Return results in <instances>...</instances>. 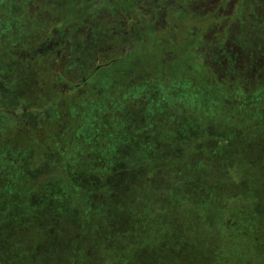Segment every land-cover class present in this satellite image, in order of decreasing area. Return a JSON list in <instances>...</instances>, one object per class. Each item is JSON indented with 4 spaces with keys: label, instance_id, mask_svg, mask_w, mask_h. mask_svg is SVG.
I'll use <instances>...</instances> for the list:
<instances>
[{
    "label": "rangeland",
    "instance_id": "1",
    "mask_svg": "<svg viewBox=\"0 0 264 264\" xmlns=\"http://www.w3.org/2000/svg\"><path fill=\"white\" fill-rule=\"evenodd\" d=\"M23 1L18 0L20 8L12 17L29 24L32 40L27 46L43 41L50 45L56 41L55 25L62 32L75 20L85 29L87 42L92 40L87 38L89 29V37L98 34L96 47L81 49L86 64L81 67L78 62L77 70L66 74L73 83L95 69L96 78L83 88L91 90L96 83L97 89L76 108L71 97H79L83 89H71L64 81L68 93L59 95L49 87L50 75L45 83L31 82L30 77L42 72L38 67L27 70L29 96L22 97L26 83L21 67L13 61L17 58H12V48L0 42V87L16 90L19 101H33L42 110L38 123L36 116L34 120L32 114L27 117L33 127L19 124L14 131L5 127L22 116L21 110L0 112V264H21L15 254L28 256L33 251L39 257L32 264H264V233L259 225L256 229L251 225L261 219L264 229V8L251 0H236L233 9L216 16L214 7H224L229 0H158L155 7L152 0H142L146 9L169 14L167 26L173 23L180 43L197 42L201 47L206 45L204 40L213 39L209 57L201 49L191 58H179L177 70L168 73L171 62L161 55L165 32L148 30L151 35H140L143 48L129 64L121 58L122 49L107 51V39L117 23L114 14L120 12L117 0H32L29 9ZM190 1L201 12L199 17L189 9ZM126 2L129 7L131 0ZM164 5L175 12L159 9ZM213 17H218L219 28L207 26L215 21ZM252 20L260 26L251 25ZM238 21L245 26L250 23L252 34L245 30L231 33L232 24ZM143 25L149 26V21ZM70 34V38L75 34L73 25ZM230 34L229 40L238 46L226 48L223 43ZM220 47L225 53L219 52ZM239 47L246 54L242 57L249 56L256 68L259 59L263 69L241 74L240 87L236 77H227L229 73L214 63L220 60L219 54H225L228 67H234ZM113 58V65L103 64ZM114 67L124 69L119 74L129 82L149 74L161 76L163 83L158 81L154 103L141 100V90H135V85L127 96L119 94ZM254 73H259L257 78ZM49 100L52 104L46 109L50 112L66 107L60 117L51 114L52 122L42 106ZM0 102L7 105L3 97ZM4 152L6 160L1 162ZM205 178L213 193L228 188L219 199L225 221L220 220L218 227L223 233V223L237 226L231 240L201 226L207 220L215 227L216 206L200 221L190 222L197 211L195 200L204 196L189 187ZM41 199L46 203L41 204ZM241 201L248 202L247 208ZM238 204L245 208L242 220ZM244 242L248 243L245 248Z\"/></svg>",
    "mask_w": 264,
    "mask_h": 264
},
{
    "label": "flooded vegetation",
    "instance_id": "2",
    "mask_svg": "<svg viewBox=\"0 0 264 264\" xmlns=\"http://www.w3.org/2000/svg\"><path fill=\"white\" fill-rule=\"evenodd\" d=\"M32 0H24L22 4H24L26 6V9H29V5L31 3ZM124 2V4H120V2ZM153 2H155L154 7L158 6L157 5V1L158 0H152ZM172 0H165V2L169 3ZM142 0H131V2L129 3L130 6L127 7V2L126 0H117L116 3L118 5V8L120 10V12H118V14H114V18L117 21L116 25H114L111 28V37L109 39H107V44L110 47L107 51H111L114 47L118 49L119 48L122 49V53L121 54V58L125 59V63L129 64V62L131 61V59L133 57H136L137 54L140 53V49H142L143 45L141 43H139L141 40L140 38H138L140 35L143 36L144 34V38H146V36H149L151 34H149L147 31L149 30V32H153V31H158V32H165L166 33V39L164 40L163 37V51L161 53V55H163L164 57H166L165 61H170L171 62V72L168 73H173V71L175 72L177 70V63H178V59L179 58H183V59H188L191 58L192 56L196 55L197 52L201 49H203V51H205V57H209L208 54L210 52V48L209 44L210 42L213 40H204V42H206V45H203L200 47L199 44L194 43L192 44H185V43H180V41H178V39H180L178 37V33L175 32V28L172 27L173 23L170 24V27L167 26V24L169 23L166 19V17H168L169 14H167V12H165L162 9H169V12H175L173 9H171L170 7H167L164 5V7L159 8L162 11H153V10H148L146 9V4L141 3ZM233 0H229L227 1V5H225L224 7L221 6V8H217L214 7V15L218 16L221 14H224L225 12L227 13L228 10L233 9L235 3H233ZM258 5L262 6L264 8V2H258V1H254ZM16 5V6H15ZM19 3L18 0H0V42L4 43V45H9L11 49V55H13L12 58H17V61L13 60L14 62L17 63L16 67H21L20 74H21V78L23 79V81L26 83L25 89L24 91L21 93V96L23 97L29 96V93L27 91V88H29V84L31 82H33V80H35V83H45L46 79L48 78V76L50 75V88H53L54 90L56 89L57 93L59 95H62L63 93H68V91L66 90L65 85L62 84V82L66 81L67 84H69L71 86V89L74 88L75 90L77 89H83L81 94L79 97H77V94H74L71 98L72 100L74 99V102L76 103L75 107L77 108L78 106H80L79 104L82 101V98L84 96L87 95L88 96H92V92H94V90L97 89V87H94L96 83H94V86H92L91 90H87L86 88L83 87H87L90 85V81L91 79H95V74H94V70L92 72H87L84 73V75L81 77V79L79 81H75V82H71V81H67L66 74L70 73L72 74L73 71L77 70V66H78V62L80 63L79 66H83V64L85 65L86 63L84 61H82V47L85 48V50H87L88 48H92L96 47L95 42L97 43L96 40V36H98V34H96L95 37L91 38L90 36V29L87 31V33H89L87 35V38H90L92 40H90L89 42L86 41V38L83 39L84 37V32L85 29L84 28H79L77 25V22H73L72 25L75 26V34L70 38V28L64 27L62 32H59L58 29H60L57 25H55V30H56V34L54 33V39L56 40L55 42H51L50 45H47V41H43L42 43H35V44H30V45H25V43H28L31 37L29 36L30 33L28 31V28L26 26H29V24L27 22H17L14 21L13 17V12L18 11L19 7ZM6 6H9V8L12 9L9 10V12L6 11ZM189 9L192 11V14H194L195 16L201 15L199 13H201L198 9H195L192 5V2L190 1L189 3ZM16 7V8H15ZM127 7V8H126ZM219 7V6H218ZM227 7V8H225ZM255 8V5L252 6V9ZM228 9V10H227ZM245 9V8H244ZM15 10V11H14ZM78 10V9H77ZM204 10V9H203ZM202 13H205V10ZM168 11V10H167ZM258 11V10H257ZM121 12L123 14H121ZM178 13V12H176ZM110 16L109 18L112 17V14L109 13ZM176 17H178V15H175ZM118 17V18H117ZM199 17V16H198ZM169 18V17H168ZM203 18H205V16H203ZM214 18V22L207 24V26L210 28H215L216 27H220V22L218 17H213ZM212 18V19H213ZM160 19V21L158 20ZM174 19V16L171 18ZM177 20V19H176ZM175 20V21H176ZM197 22H200L199 18H196ZM224 20V19H223ZM258 20V18L256 19ZM145 22L149 21V26H145L143 25ZM252 24L251 25H259L257 23V21L252 20ZM27 23V24H26ZM19 24V25H18ZM250 24V23H249ZM247 24L245 26V23H242L241 21H238L235 24H232L231 26V33L233 31H237V32H241L242 30H245L247 33L245 34H252V27ZM40 25V24H39ZM42 25V23H41ZM39 26L38 28L43 29V26ZM169 25V24H168ZM264 25V24H262ZM46 27H44L45 29ZM209 28L210 31H213ZM263 28V27H262ZM208 29V28H207ZM251 30V31H250ZM215 32V31H214ZM86 33V34H87ZM21 34V35H19ZM17 35L19 37H21L20 39L17 38ZM232 34H230V36L228 37L227 40H224L223 45L228 48L229 46H238L237 43H234L233 41H230L229 39L231 37ZM254 35V34H253ZM81 36V37H80ZM214 36L217 38L216 34H214ZM214 37V38H215ZM101 38H99L100 40ZM94 41V42H93ZM93 42V43H92ZM138 42L141 46H139V44L137 45ZM215 43H218V39L214 40ZM205 44V43H204ZM252 44V42H251ZM251 46V45H249ZM123 47V48H122ZM221 48V47H220ZM219 48V52L224 51L225 50L223 48L220 49ZM240 48V47H239ZM239 54L240 56H236L234 57V62L237 63L234 67L230 66L228 67V65L226 64L227 62H225L223 57L225 56V54H219V61H215L214 59H212V61L214 60L215 65H219L221 66V70L222 72L225 71L226 73L232 74L231 76H229V74H226L227 77H236L237 78V84L240 85L243 84V80L242 77L240 76L241 74H250L255 72H258L256 70H260L262 71L264 69V67H262L263 69L261 70L260 68V64H259V59L257 60V68H256V62L255 61H251L249 56H243V49H239ZM48 49V50H47ZM264 49V48H263ZM47 50V52H46ZM80 50V51H79ZM120 52V51H119ZM264 52V50H263ZM246 55V54H244ZM97 56V55H96ZM248 57V58H247ZM255 59L259 58V56L254 55L253 56ZM252 57V58H253ZM121 58L119 60H121ZM253 58V60H254ZM262 58V57H261ZM19 59V61H18ZM222 59V60H221ZM118 60V61H119ZM20 61H25L24 63H18ZM116 61L115 58L110 59L107 63H103V64H112L113 62ZM264 61V60H263ZM120 62V61H119ZM217 62V63H216ZM18 64H20L18 66ZM101 64V65H103ZM174 64V65H173ZM100 66V65H99ZM98 66V67H99ZM40 68L41 71H38V75H36L34 78L30 77V83L27 86V77L26 74L28 73L27 70H35L37 68ZM182 69H185L184 67ZM113 74H116L118 77L116 79V81L118 82L117 84H120V87H117L119 91V94L126 95L127 96V90L130 89L133 85H135L137 87V89L135 90H141V100L145 101H150L152 102V104L154 103L155 97H157V93L158 91V81H161V76L158 75H153L154 77H152V74H149V76H144L142 78L141 81H127V80H123L121 79V73L124 71V69H120V67L117 68H113L111 69ZM53 71L55 72V75L52 78V73ZM264 71V70H263ZM41 72V74H39ZM121 72V73H120ZM185 70H182V73H184ZM120 73V74H119ZM167 74V73H166ZM178 74V73H176ZM165 75V74H164ZM259 75V73H254V78H257ZM46 76V77H45ZM163 76V75H162ZM221 76H224L223 74ZM70 77V76H69ZM149 77V78H148ZM115 78V77H114ZM113 78V79H114ZM184 78L183 75L180 74L179 77V81H182ZM235 78V79H236ZM37 79V80H36ZM234 79V78H233ZM114 81V80H113ZM121 82L124 84L122 85ZM236 82V81H235ZM163 83V82H162ZM183 83V82H180ZM188 85V84H187ZM166 86V85H165ZM232 87V86H231ZM4 87H0V97H3V99L6 101L7 105L3 106V103L0 102V112H2L3 114H15L17 111L21 110L22 116L21 117H17L14 118L12 125H8L5 128H9V130L14 131V127H18L19 124H24V127H27L29 129V127H31L29 125V123L31 122V120L27 117H29V114H32L33 117L30 116V118H33L36 116L37 120L35 121L36 123L39 122V118L40 116L38 114L42 113V110L35 108L34 107V102L32 101L31 103L29 101H27L26 104H24V102H22V100H18V97L20 96V94H18V92L15 91H6V89H2ZM65 89V90H64ZM27 91V94H25V92ZM79 92V91H76ZM71 93V92H69ZM75 93V92H73ZM129 94V93H128ZM66 96V95H63ZM49 99H51L49 97ZM45 100H47L45 98ZM120 102V101H119ZM8 104L12 105V108L9 109ZM52 103H50L48 101L43 102L42 106L43 108V112L46 111L48 107H50ZM151 104L150 107H153V105ZM65 107V105L63 106ZM5 108V110H4ZM55 108V107H54ZM52 109V111L50 112V110H47V120H49V122H52V118H51V114H59L63 115L64 111L63 108L61 106H59L60 110L57 109ZM2 115V114H1ZM26 117H25V116ZM33 120H32V124H33ZM30 121V122H29ZM34 122V123H35ZM16 125V126H15ZM33 127V126H32ZM34 129V128H32ZM25 133H28L27 129L25 131ZM32 134V133H31ZM64 134V133H63ZM24 138H28L27 136H23ZM4 142V141H3ZM56 144H59V141H55ZM2 147V145H1ZM61 148V146H60ZM64 147H62L63 149ZM12 150V149H11ZM13 151V150H12ZM7 152L2 153L1 155V162H5V156L4 154H6ZM14 154V153H13ZM242 199V198H241ZM240 206V204H238V207ZM241 207V206H240ZM239 207L238 210H241Z\"/></svg>",
    "mask_w": 264,
    "mask_h": 264
},
{
    "label": "trees",
    "instance_id": "3",
    "mask_svg": "<svg viewBox=\"0 0 264 264\" xmlns=\"http://www.w3.org/2000/svg\"><path fill=\"white\" fill-rule=\"evenodd\" d=\"M234 2L233 3H235L236 2V0H233ZM249 2L250 0H243L242 1V3H244V2ZM252 2L253 1H258V2H264V0H251ZM250 1V2H251ZM226 145H228V146H231V144H229V143H227ZM196 167H198V166H196ZM199 168V167H198ZM201 171V170H200ZM202 172V171H201ZM203 173V172H202ZM206 174V173H205ZM189 189L190 190H193V191H199L200 193H202L203 194V196H204V199L203 200H195V207H196V209H197V211H196V214H193V217L191 218V220H190V222L191 221H194V219L196 218V220H198V221H200V219H202L203 217H205L208 213H209V210H211V208L213 207V206H216V208L218 209L217 210V223H216V225H215V227L214 226H212L211 224H208L207 223V220H205V221H202L203 223H206V225H201V226H203V227H205V228H207V227H211L212 229H214L213 231H215L216 233L218 232V235H221L223 238H225V239H232V236L233 235H235L234 233H233V231H234V229H236L237 228V226L236 227H234V225H232V224H227L226 222L225 223H223L222 224V229L224 230V232L223 233H221L220 232V230H219V228L220 227H218V222H220V220H222L223 222L225 221V217H224V210H223V208H222V205H221V201L219 200V199H222V197H224L225 196V191H227L228 190V188H227V186H223V187H221L220 189V192L219 193H213V186L210 184V182L208 181V180H206V178L205 179H202V181H201V183L200 182H196L195 181V183L194 184H191V186L189 187ZM49 193V192H48ZM42 194H45L46 195V193L44 192V191H42ZM50 194V193H49ZM228 196H230V195H228ZM44 197V196H43ZM53 198V197H52ZM51 199V198H50ZM203 201V202H202ZM39 202H41V204H45L46 203V200H44V199H41ZM38 202V203H39ZM206 204H208V208L206 207ZM240 204H246V206H245V208H247V205H249L248 204V202H246V201H241L240 202ZM192 205V204H191ZM194 205H192V207H193ZM244 208V209H245ZM244 209H241V210H244ZM257 209H259V208H257ZM241 210H238V217H240V220H242V218H241V216H242V214L243 213H241L242 211ZM205 215V216H204ZM261 215V214H260ZM262 217V216H261ZM261 220V219H260ZM259 219L258 220H253L252 222H254V223H251V225H253V227L252 228H254V229H256V228H258L257 227V225H259L260 226V232H261V234H263L264 233V229L262 228V226H261V224H260V221ZM197 221V223H199ZM241 223H239V225H240ZM181 226V225H180ZM183 227V226H182ZM229 237V238H228ZM246 237H248V235H246ZM261 237H262V235H261ZM243 238H245V237H243ZM242 242L243 241H241V245H242ZM245 244H244V248L246 247V244H248V243H246V242H244ZM257 250V249H256ZM255 251V250H254ZM15 257H17V258H20L21 259V261H22V263L21 264H32L34 261H36L37 259H38V257H39V254H37V252H31V254L30 255H26L24 252H22L21 254H15Z\"/></svg>",
    "mask_w": 264,
    "mask_h": 264
}]
</instances>
